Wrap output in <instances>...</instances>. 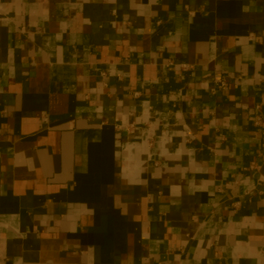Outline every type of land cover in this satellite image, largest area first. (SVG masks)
I'll use <instances>...</instances> for the list:
<instances>
[{
    "label": "crops",
    "instance_id": "1",
    "mask_svg": "<svg viewBox=\"0 0 264 264\" xmlns=\"http://www.w3.org/2000/svg\"><path fill=\"white\" fill-rule=\"evenodd\" d=\"M0 264H264V0H0Z\"/></svg>",
    "mask_w": 264,
    "mask_h": 264
},
{
    "label": "built area",
    "instance_id": "2",
    "mask_svg": "<svg viewBox=\"0 0 264 264\" xmlns=\"http://www.w3.org/2000/svg\"><path fill=\"white\" fill-rule=\"evenodd\" d=\"M226 85H227V78L226 77H219L216 79L215 86L213 89L215 90L216 88H222V87H225ZM258 121H259V119H258ZM114 126L117 129L128 128L127 124L119 121L118 119L115 120ZM254 165H255V162H252L251 167H253Z\"/></svg>",
    "mask_w": 264,
    "mask_h": 264
}]
</instances>
